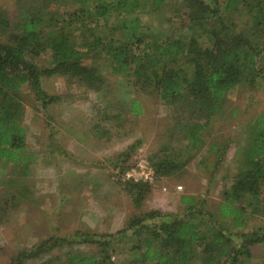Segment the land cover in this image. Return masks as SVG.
Instances as JSON below:
<instances>
[{"label":"trees","instance_id":"obj_1","mask_svg":"<svg viewBox=\"0 0 264 264\" xmlns=\"http://www.w3.org/2000/svg\"><path fill=\"white\" fill-rule=\"evenodd\" d=\"M75 1L73 9L59 10L56 0H16L24 17L13 25L0 10V160L21 174L30 158L21 87L27 84L44 109L59 97L42 88V77L64 74L98 88L104 81L88 58L93 55H105L114 72L132 76L139 88H152L161 101L183 112L161 134L150 157L154 174L160 176L178 173L196 157L212 133L211 122L229 110V97L237 88H254L264 80V0H179L187 9V32L162 38L150 36L149 26L137 15L119 24L114 18L140 10L155 13L164 0ZM51 3L58 9L50 8ZM239 16L248 18L242 27ZM27 54L49 58L39 65L27 62ZM139 110L140 103L133 100L129 111ZM231 111L235 114L237 107ZM245 134L242 159L232 184L222 191L217 212L207 207L205 193H187L181 196L183 210L151 208L131 215L116 232L53 234L14 252L9 264L32 258H40L38 264H120L114 258L120 234L134 239L133 264H244L241 256L250 257L252 246L264 242V224L241 233L232 232L231 224L245 227L252 214L264 210L252 200L264 187V110L248 121ZM140 145L137 140L117 157L130 160ZM224 147L213 143L208 149L217 148L216 164L224 157ZM128 167L118 168L122 172ZM15 182L0 191V220L24 194ZM129 185L140 204L150 184L130 180ZM248 196L252 199L245 204ZM75 243H95L98 249L75 248Z\"/></svg>","mask_w":264,"mask_h":264},{"label":"rangeland","instance_id":"obj_2","mask_svg":"<svg viewBox=\"0 0 264 264\" xmlns=\"http://www.w3.org/2000/svg\"><path fill=\"white\" fill-rule=\"evenodd\" d=\"M56 1L59 10L78 5L75 0ZM50 8L58 9V5L51 3ZM23 9L16 0H0V10L7 14L12 25L23 20ZM186 11L179 0H164L155 13L140 10L127 17L116 15L114 21L119 24L137 15L149 26L150 36L162 38L165 33L187 32ZM247 19L239 16V25H244ZM31 56L27 54V62L39 65L49 58ZM88 58L103 77L104 82L98 88L64 74L42 77V88L59 97L44 109L27 84L21 87L29 168L21 174L0 160V191L10 188L14 181L18 190L24 189V194L18 195V200L7 207L0 220V264H9L14 252L53 234L68 235L77 229L116 232L131 215L151 208L183 210L181 196L187 193H205L207 207L217 212L222 191L232 184L233 172L242 159L246 124L264 110V80H259L254 88L241 85L229 97V110L211 122L212 133L196 157L174 175L154 174V180L148 182L150 190L138 204L134 198L136 192L129 189L132 179H125L118 167L132 165L135 157L147 159L152 167L150 157L158 149L161 134L183 112L161 101L152 88H139L132 76L114 72L105 55ZM133 100L140 103L138 113L129 111ZM234 107H237L235 114L231 113ZM137 140L141 145L130 160L124 162L117 157ZM213 143L220 147L225 143L224 157L218 164L217 148L208 150ZM260 190L259 198L248 196L244 203L252 199L262 208L264 187ZM263 224L262 209L261 213L250 216L245 227L231 224V231L241 233ZM116 238L114 258L120 264H133L135 256L130 247L134 239L127 234ZM76 247L98 249L95 243H75ZM252 250L250 257L241 256L244 264H261L264 242L255 243ZM40 261L32 258L24 264Z\"/></svg>","mask_w":264,"mask_h":264},{"label":"built area","instance_id":"obj_3","mask_svg":"<svg viewBox=\"0 0 264 264\" xmlns=\"http://www.w3.org/2000/svg\"><path fill=\"white\" fill-rule=\"evenodd\" d=\"M120 173L125 179H132L134 181L152 182L155 178L154 170L149 165L148 160L145 158L135 157L132 165ZM118 173V171H117ZM178 188L181 185H177Z\"/></svg>","mask_w":264,"mask_h":264}]
</instances>
